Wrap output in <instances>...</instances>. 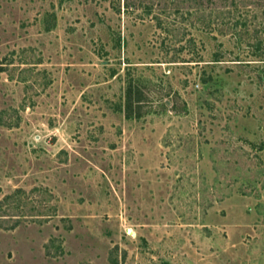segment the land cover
I'll use <instances>...</instances> for the list:
<instances>
[{
  "label": "rangeland",
  "instance_id": "374dc122",
  "mask_svg": "<svg viewBox=\"0 0 264 264\" xmlns=\"http://www.w3.org/2000/svg\"><path fill=\"white\" fill-rule=\"evenodd\" d=\"M0 264H264V0H0Z\"/></svg>",
  "mask_w": 264,
  "mask_h": 264
},
{
  "label": "trees",
  "instance_id": "16d2710c",
  "mask_svg": "<svg viewBox=\"0 0 264 264\" xmlns=\"http://www.w3.org/2000/svg\"><path fill=\"white\" fill-rule=\"evenodd\" d=\"M232 3H234V0H231ZM202 3L201 1H198L196 5L199 6V4Z\"/></svg>",
  "mask_w": 264,
  "mask_h": 264
},
{
  "label": "water",
  "instance_id": "95a60500",
  "mask_svg": "<svg viewBox=\"0 0 264 264\" xmlns=\"http://www.w3.org/2000/svg\"><path fill=\"white\" fill-rule=\"evenodd\" d=\"M129 232V230H127Z\"/></svg>",
  "mask_w": 264,
  "mask_h": 264
}]
</instances>
